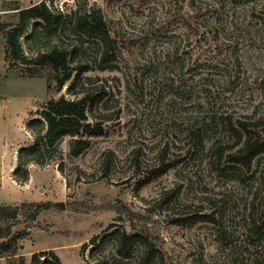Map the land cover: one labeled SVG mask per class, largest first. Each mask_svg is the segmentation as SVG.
Returning a JSON list of instances; mask_svg holds the SVG:
<instances>
[{
	"label": "rangeland",
	"instance_id": "1",
	"mask_svg": "<svg viewBox=\"0 0 264 264\" xmlns=\"http://www.w3.org/2000/svg\"><path fill=\"white\" fill-rule=\"evenodd\" d=\"M33 1L0 0V206L19 207L15 216L0 219V264H31L41 251L58 256L55 264H144L146 247L137 239L129 246L130 258L119 255L116 240L102 249L90 243L108 229L148 234L157 253L148 264H233L237 258L226 245H239L254 224L264 225V157L244 180L230 178V171L219 174L210 142L204 152L194 149L187 133L174 127L176 113L166 114L149 94L129 92L127 82L144 73L152 85L157 74L150 67L163 66L178 50L184 78L210 76L224 113L242 121L255 116L264 129V0H198L195 6L186 0L183 9L177 0H45L55 8L65 4L66 12L79 3L97 5L114 22L125 43L123 71L92 74L120 75L122 113L120 123L94 138L93 148L79 157L70 155L69 139L63 140V172L58 163L33 164L21 183L15 178L21 145L34 141L29 118L50 98L67 94V86L56 91L54 74L24 77L25 67L33 65L6 60V33L19 23L14 8ZM39 21H28L19 38L28 59L37 49L28 35ZM184 115L189 119L190 113ZM166 147L173 168L144 184ZM110 151L104 176L103 159ZM47 202L60 206L34 219V208L23 205ZM221 224L228 243L222 242ZM250 249L245 258L252 264L257 254L264 255V240ZM51 262L50 254L40 260Z\"/></svg>",
	"mask_w": 264,
	"mask_h": 264
},
{
	"label": "trees",
	"instance_id": "2",
	"mask_svg": "<svg viewBox=\"0 0 264 264\" xmlns=\"http://www.w3.org/2000/svg\"><path fill=\"white\" fill-rule=\"evenodd\" d=\"M192 1L195 6L198 0ZM185 2L186 0L176 1L180 9L184 8ZM64 5L55 8L42 0L26 8H14L19 12V23L6 33V60L33 65L25 67L27 70L24 77H48L47 74H54L58 93L67 86L66 95L50 98L42 109L37 111L38 116L27 122V130L34 137V141L22 147L20 151V163L15 170V178L21 183L29 179V166L33 164L46 166L58 163L59 170L63 172L59 145L66 138L69 139L70 155L79 157L93 148L94 138L107 133L108 129L119 124L121 120L120 75L102 76L92 73H122L125 43L114 22L107 18L101 7L88 6L85 2L66 12ZM30 20L40 21L28 35V40L37 44V49L32 51L35 52V57L28 59L24 55L19 38L26 32ZM177 52L178 50L170 53L167 63L163 66L157 69L150 67V72L155 71L157 74L152 85L145 83V74L142 73L128 80L127 89L133 94H149L156 104L165 107L166 114L171 115L170 111H174V127L177 131L187 133L194 149L204 152L210 142L211 163L219 174L226 175L230 171L233 174L230 178L244 180L247 173L253 170L254 163H260L261 157H264L262 119L254 116L242 121L224 113L212 88L213 79L210 76L197 81H194V76H191V80L184 78L185 65ZM201 84L204 85L201 87ZM189 113L190 117L186 119L184 114ZM166 150L167 147L161 151L159 162L149 169L143 180L144 184L163 176L173 168L174 165L165 156ZM112 155V151L104 155L103 160L107 168L104 176H107L110 170ZM23 205L34 208L33 219L43 210L60 206L51 202ZM18 209V206H0V214L3 213L0 219L7 214L15 216ZM8 210L13 213L4 214ZM132 219L134 220L131 217L128 221L133 222ZM221 225L222 242H225L227 230ZM109 230H106L104 236H93L90 243L97 244L96 249H102L107 241L116 240L119 255L130 258L129 246L137 239L146 247L142 257L144 264L157 258L153 243H149L148 234ZM263 240L264 225L254 224L248 230L246 239L239 245L227 244L226 248H230L237 258L233 264H249L245 258L246 253L251 247L258 249ZM86 246L87 244L83 245L84 248ZM49 254L54 258V262L50 264L59 262L54 253L41 251L33 254L31 264H40L41 258ZM252 264H264V255L257 254Z\"/></svg>",
	"mask_w": 264,
	"mask_h": 264
},
{
	"label": "crops",
	"instance_id": "3",
	"mask_svg": "<svg viewBox=\"0 0 264 264\" xmlns=\"http://www.w3.org/2000/svg\"><path fill=\"white\" fill-rule=\"evenodd\" d=\"M40 1H42V0H34L33 3L40 2ZM31 118H33V117H31ZM31 118H29V119H31ZM29 134H30V132H29ZM30 136H31V134H30ZM31 138H32V136H31ZM24 146H27V143L21 145V147H24Z\"/></svg>",
	"mask_w": 264,
	"mask_h": 264
}]
</instances>
